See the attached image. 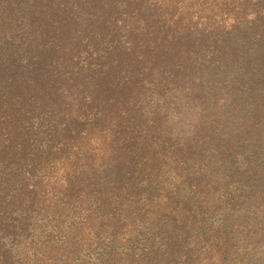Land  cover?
<instances>
[{
  "label": "trees",
  "instance_id": "obj_1",
  "mask_svg": "<svg viewBox=\"0 0 264 264\" xmlns=\"http://www.w3.org/2000/svg\"><path fill=\"white\" fill-rule=\"evenodd\" d=\"M0 264H264V0H0Z\"/></svg>",
  "mask_w": 264,
  "mask_h": 264
}]
</instances>
